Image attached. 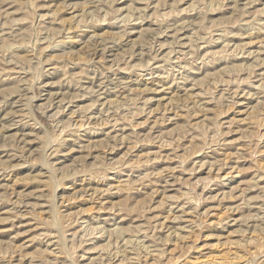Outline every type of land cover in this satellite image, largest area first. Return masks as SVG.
<instances>
[{
  "label": "rangeland",
  "instance_id": "1",
  "mask_svg": "<svg viewBox=\"0 0 264 264\" xmlns=\"http://www.w3.org/2000/svg\"><path fill=\"white\" fill-rule=\"evenodd\" d=\"M0 264H264V0H0Z\"/></svg>",
  "mask_w": 264,
  "mask_h": 264
}]
</instances>
